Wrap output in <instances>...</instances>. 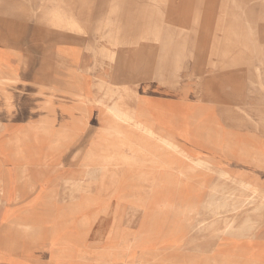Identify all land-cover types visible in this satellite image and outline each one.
I'll return each mask as SVG.
<instances>
[{
    "label": "rangeland",
    "instance_id": "obj_1",
    "mask_svg": "<svg viewBox=\"0 0 264 264\" xmlns=\"http://www.w3.org/2000/svg\"><path fill=\"white\" fill-rule=\"evenodd\" d=\"M251 10L259 12L260 21H264V0H0V19H10L12 11L19 12L21 20L31 15L37 20L50 21L0 22V43L28 57L27 72L30 75L23 78L25 88L21 85L22 91H16L21 102L30 97L28 89L31 91L39 84L65 90L66 75L73 68L84 74L91 97L103 99L106 104L112 103L118 95L109 99L102 96L105 90L108 87L122 90L124 86L132 92L140 93L141 87H145L146 93L171 96L174 110L179 106L175 104L173 90L186 91L190 87L194 96L213 100L226 97L231 101L240 96L237 107L242 109L239 113L241 125L262 130L264 23L250 24L244 19L245 23L239 26L243 32L232 31V28L227 39L204 38L208 35L206 32L219 33L220 27H228V30L232 27L231 24L215 23V20L242 18ZM59 11L73 12L72 15L77 17L69 19L78 23H56L62 19L57 13ZM210 20L214 22L208 23ZM67 25L75 26L69 28ZM64 39H73L77 44L78 63L73 64L53 47L55 42ZM34 74L38 76L36 79ZM121 95L128 96L124 91ZM35 97H30L26 103L30 105L33 98L37 101L43 96L39 94ZM127 102L133 105V101ZM95 117L93 109L91 125H96ZM21 166L26 169L23 181L42 189V194L52 186L61 189L62 181L55 163L38 162L31 158L25 164L15 165L0 152V173L14 195L16 190L19 191L21 201H34L32 194L24 193L23 182H18ZM171 182L180 188L179 193L176 192L178 200H191L197 204L196 212L189 216L188 223H181L174 212L162 215L161 232L176 224L178 232L173 239H178L177 242L155 245L137 242L134 235L141 229L140 216L134 217L132 230L128 228L131 231L124 227L114 229L115 220L122 223L124 220L125 223L127 218L120 210L114 214L115 206L123 207L122 201H117L122 198L119 196L114 198L106 212H100V207H96L70 215L53 214L50 223L40 226L37 236L3 247L0 264H10L9 260L25 264L47 262L50 251L44 245L57 229V234L66 238L84 234V250L92 251L94 255L87 264H140L142 259L146 264H264V202L261 198L243 200V197L249 198L253 193L239 189L243 183L258 185L264 193V182H242L203 167L184 182L182 179ZM0 204L1 225L12 216L4 222V214L6 210L11 211V207L4 208L1 192ZM60 205L61 202L56 209ZM217 205L224 206L219 208ZM230 205L234 210L230 209ZM245 216L255 221L250 229L240 226ZM226 217L232 219V227L228 230L224 222ZM21 219L26 224L31 222L26 216ZM21 228L18 225V228L7 232L20 240ZM115 256H119L118 259L112 260ZM69 263L80 264L77 258Z\"/></svg>",
    "mask_w": 264,
    "mask_h": 264
},
{
    "label": "bare ground",
    "instance_id": "obj_2",
    "mask_svg": "<svg viewBox=\"0 0 264 264\" xmlns=\"http://www.w3.org/2000/svg\"><path fill=\"white\" fill-rule=\"evenodd\" d=\"M67 26L74 28L75 25ZM74 43L73 39H64L55 42L53 47L76 64L79 48ZM28 68L27 55L0 43V152L15 165L25 164L31 158L38 162L55 163L62 184L60 190L52 186L42 194V189L23 181L26 169L22 165L18 170V182H23L25 194L34 196V201L25 203L20 200L18 190L14 195L13 189L0 173L4 208L11 207V211L5 209L7 213L4 214V222L12 215L0 225V251L9 243L17 244L23 239L37 236L40 226L50 223L53 214L70 215L96 207H100V212H106L114 198L119 196L122 198L117 201L121 200L123 207L115 206L114 214L120 210L127 218L125 223L124 220L123 223L115 220L114 229L124 227L131 231L134 217L140 216L141 229L134 235L137 242L145 245L177 242L178 239H173L178 232L176 224L170 225L164 233L161 232L162 215L174 212L178 214L181 223H188L189 216L196 212L197 204L191 200H178L180 188L171 181L188 180L204 162H199L197 158L198 161L191 159L173 140L171 130L174 108L171 96L146 93L145 87H141L140 93L132 92L127 86L122 87V90L108 87L102 96L109 99L114 95L118 97L106 104L103 99L92 98L84 74L70 68L66 75L65 90L39 84L27 92L30 97L39 94L43 97L37 101L33 98L29 105L26 100H30V97L21 102L17 98L19 93L16 94V91H22L21 85L25 88L23 78L30 75ZM36 76L34 74L33 78L36 79ZM121 91L128 96L121 95ZM128 100L133 101V105H128ZM93 109L96 112V125L90 124ZM77 168L78 171L75 170ZM239 189L253 193L249 198L243 197V200L261 198L264 202V193L258 185L243 183ZM211 194L215 196V193ZM60 202V208L56 209ZM25 216L31 219L30 223L26 224L21 219ZM224 220L227 230L231 229L232 219L226 217ZM254 223L249 216H245L240 226L250 229ZM18 225L22 226L20 240L12 233L9 234ZM57 230L44 245L50 251L49 260L33 264H70L73 258H77L80 264L90 262L89 259L94 255L92 251L84 250L83 233L66 238L58 235ZM9 262L25 264L17 260ZM140 264H146V261L142 259Z\"/></svg>",
    "mask_w": 264,
    "mask_h": 264
},
{
    "label": "crops",
    "instance_id": "obj_3",
    "mask_svg": "<svg viewBox=\"0 0 264 264\" xmlns=\"http://www.w3.org/2000/svg\"><path fill=\"white\" fill-rule=\"evenodd\" d=\"M10 13V19L5 20L2 17L0 22H50L49 20H37L31 15L26 16L27 19L21 20L19 12L14 13L11 11ZM57 13L59 18L62 19L56 21V23H78L77 20L70 21L69 19L77 17L72 15L73 12L59 11ZM260 18L259 12L251 10L250 12L247 11V15L242 18L241 16L237 18L224 17V21L215 20V23L231 24L232 27L229 30L228 27H220L219 33L215 31L206 32L208 35L204 38L227 39L229 37L227 34L240 29L239 26L244 22V19H246V23L258 25L264 23V21H260ZM212 22L214 21L210 20L208 23ZM232 28L234 30L231 31ZM209 29H212V27ZM256 30L259 31V28H256ZM240 32H243V30H239ZM172 95L175 104L179 106L172 112V138L191 159L204 162L205 166L202 164L198 168L214 169L219 174L227 173L225 175L239 179L242 182H264V128L260 130L259 128L243 127L241 125L239 113L242 112V109L237 107L239 106L237 100L240 96L236 99L233 98L231 101L226 97L213 100L209 97L194 96L190 87L186 91L183 89L173 90ZM188 120L191 122H188Z\"/></svg>",
    "mask_w": 264,
    "mask_h": 264
}]
</instances>
